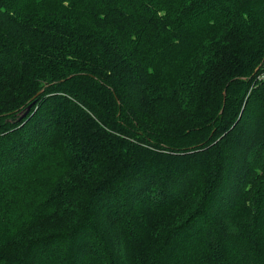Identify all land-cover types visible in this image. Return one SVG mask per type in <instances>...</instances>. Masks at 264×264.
<instances>
[{
	"label": "trees",
	"instance_id": "trees-1",
	"mask_svg": "<svg viewBox=\"0 0 264 264\" xmlns=\"http://www.w3.org/2000/svg\"><path fill=\"white\" fill-rule=\"evenodd\" d=\"M263 63L264 0H0V264H264Z\"/></svg>",
	"mask_w": 264,
	"mask_h": 264
},
{
	"label": "built area",
	"instance_id": "built-area-1",
	"mask_svg": "<svg viewBox=\"0 0 264 264\" xmlns=\"http://www.w3.org/2000/svg\"><path fill=\"white\" fill-rule=\"evenodd\" d=\"M256 73H257V72H256ZM256 78H257V79H256L257 81H264V63H263V65L261 66L259 72L257 73Z\"/></svg>",
	"mask_w": 264,
	"mask_h": 264
},
{
	"label": "rangeland",
	"instance_id": "rangeland-1",
	"mask_svg": "<svg viewBox=\"0 0 264 264\" xmlns=\"http://www.w3.org/2000/svg\"><path fill=\"white\" fill-rule=\"evenodd\" d=\"M39 92H40V91H39ZM39 92H38V93H39Z\"/></svg>",
	"mask_w": 264,
	"mask_h": 264
}]
</instances>
